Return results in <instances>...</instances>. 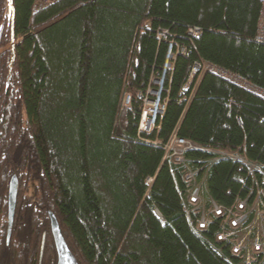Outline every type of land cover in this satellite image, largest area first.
<instances>
[{"label":"trees","instance_id":"16d2710c","mask_svg":"<svg viewBox=\"0 0 264 264\" xmlns=\"http://www.w3.org/2000/svg\"><path fill=\"white\" fill-rule=\"evenodd\" d=\"M260 9V0H12L10 10L0 0V264H57L48 211L78 264H235L211 227L193 229L181 169L150 142L177 129L264 169V98L216 72L264 89ZM195 63L214 71L184 90ZM162 76L165 110L139 134ZM213 156L186 154L195 168ZM205 182L219 204L255 185L264 193V175L231 159L211 162Z\"/></svg>","mask_w":264,"mask_h":264},{"label":"built area","instance_id":"2783aa9c","mask_svg":"<svg viewBox=\"0 0 264 264\" xmlns=\"http://www.w3.org/2000/svg\"><path fill=\"white\" fill-rule=\"evenodd\" d=\"M260 2L261 9L255 39L258 42H264V0H260ZM190 33H197V30H190ZM162 35L165 37L166 32ZM207 70L214 71L205 63H195L189 80L183 89L186 90L195 77H197L196 85ZM216 72L229 77L233 83L243 86L264 98V89L252 86L244 79L231 76L222 70ZM156 83L158 89L149 92L154 98L145 100V107L138 125L139 134H150L157 129V118L165 110V104L161 103L160 100L163 90V76ZM129 103V95L124 94L122 105L127 106ZM145 141L150 142L147 139ZM150 143L163 150V161L180 167V172L183 174L186 184V197L183 207L193 229L197 233H202L211 227L210 235H213L217 251H228L230 256L235 258V264H261L264 260V193L262 189L255 185L254 194H252V190H249L243 196L236 195L231 203L225 205L217 203L208 196L205 181L209 164L221 158L234 160L250 176H254L256 173L264 175L263 167L234 153L217 152L203 148L180 137L177 129L173 131L165 143L160 144L158 141H151ZM190 150L211 152L215 156L203 161L204 164L195 168L186 157L187 152ZM152 179L149 178L148 182L151 183ZM154 212L157 217L161 218L159 211L155 210Z\"/></svg>","mask_w":264,"mask_h":264},{"label":"water","instance_id":"95a60500","mask_svg":"<svg viewBox=\"0 0 264 264\" xmlns=\"http://www.w3.org/2000/svg\"><path fill=\"white\" fill-rule=\"evenodd\" d=\"M9 9H12V0H8ZM170 58V55L167 56ZM168 64L166 65V67ZM17 190H18V180L15 175H13L10 179L8 186V196H7V231H6V244L8 245L11 238L12 227L14 222L15 208H16V200H17ZM48 217L50 219V230L52 234V238L54 241V246L57 253V264H78L76 258L73 253L69 249L62 231L60 229L59 223L53 214V212L48 211Z\"/></svg>","mask_w":264,"mask_h":264}]
</instances>
